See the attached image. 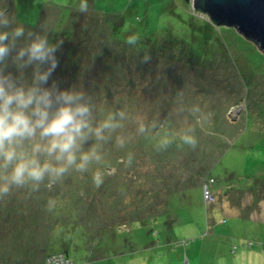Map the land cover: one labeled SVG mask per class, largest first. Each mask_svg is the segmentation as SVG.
<instances>
[{"label": "rangeland", "instance_id": "obj_1", "mask_svg": "<svg viewBox=\"0 0 264 264\" xmlns=\"http://www.w3.org/2000/svg\"><path fill=\"white\" fill-rule=\"evenodd\" d=\"M0 13V74L32 87L37 65L17 56L42 37L57 66L40 87L89 108L83 168L20 185L0 169V264H264V55L253 42L188 0H0ZM37 142L18 150L31 156Z\"/></svg>", "mask_w": 264, "mask_h": 264}, {"label": "clouds", "instance_id": "obj_2", "mask_svg": "<svg viewBox=\"0 0 264 264\" xmlns=\"http://www.w3.org/2000/svg\"><path fill=\"white\" fill-rule=\"evenodd\" d=\"M0 25L7 26L3 13H0ZM22 34L23 29L18 27L13 36ZM8 39L7 32H0V62L9 53L5 44ZM128 42L133 41L130 39ZM54 51L55 47L42 37L20 49L17 56L20 68L37 65L32 87L18 86L10 76L0 74V169L10 168L6 179L12 184H23L26 179L40 181L46 173L59 176L68 167L77 165L78 141L85 139V130L89 129V108L79 102V94L68 91L54 94L40 87L57 66ZM44 64L47 68L40 71L39 66ZM109 126L104 123L101 128ZM99 134L100 129H97V136ZM36 137L44 143L32 144L31 156L18 150L22 149L25 141ZM36 153L53 157L56 165L41 163L35 157ZM81 160L86 163L88 156L83 155ZM77 167L83 168L84 164ZM0 190L7 191V187H0Z\"/></svg>", "mask_w": 264, "mask_h": 264}, {"label": "water", "instance_id": "obj_3", "mask_svg": "<svg viewBox=\"0 0 264 264\" xmlns=\"http://www.w3.org/2000/svg\"><path fill=\"white\" fill-rule=\"evenodd\" d=\"M194 11L217 25L233 27L264 55V0H189Z\"/></svg>", "mask_w": 264, "mask_h": 264}, {"label": "trees", "instance_id": "obj_4", "mask_svg": "<svg viewBox=\"0 0 264 264\" xmlns=\"http://www.w3.org/2000/svg\"><path fill=\"white\" fill-rule=\"evenodd\" d=\"M188 2H189V0H188ZM146 37H143L141 40L142 41H140V43L143 45L142 46V48H141V50H146V49H148V46L151 44V46L154 44L153 42H151L150 40H152V39H150V38H147V39H145ZM150 41V42H149ZM151 46H150V48H151ZM59 254L60 255H62V256H60V259L61 260H68V256H67V253L66 252H57V253H49V255H53L54 257H57V258H59ZM51 262V264H52V261H50Z\"/></svg>", "mask_w": 264, "mask_h": 264}, {"label": "built area", "instance_id": "obj_5", "mask_svg": "<svg viewBox=\"0 0 264 264\" xmlns=\"http://www.w3.org/2000/svg\"><path fill=\"white\" fill-rule=\"evenodd\" d=\"M208 189H209V188H208ZM208 189H207L206 186H204V196H205V197L210 196ZM55 259H56V258H55ZM58 259L60 260V262L62 261V260L60 259V256H59ZM57 262H58V260L56 259L55 262H54L53 264H56ZM61 264H62V263H61Z\"/></svg>", "mask_w": 264, "mask_h": 264}, {"label": "bare ground", "instance_id": "obj_6", "mask_svg": "<svg viewBox=\"0 0 264 264\" xmlns=\"http://www.w3.org/2000/svg\"><path fill=\"white\" fill-rule=\"evenodd\" d=\"M206 186V185H205ZM208 189V188H207ZM208 191H209V194L211 195V192H210V190L208 189Z\"/></svg>", "mask_w": 264, "mask_h": 264}]
</instances>
